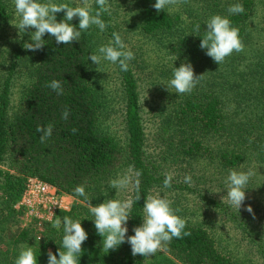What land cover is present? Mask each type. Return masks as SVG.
<instances>
[{
  "label": "trees",
  "instance_id": "trees-1",
  "mask_svg": "<svg viewBox=\"0 0 264 264\" xmlns=\"http://www.w3.org/2000/svg\"><path fill=\"white\" fill-rule=\"evenodd\" d=\"M115 1L109 0L111 15L105 13L102 17L109 25L104 32L93 26L82 34L81 41L69 45L56 44L54 37L45 34L47 44L36 50L29 69L32 81L14 116L10 115V94L16 65L7 69L0 90V167L5 168H0V264H15L20 250L29 246L36 252L38 264H48V252L58 254L60 248L62 228L57 230L52 222L43 224L44 236L38 241L19 225L24 215L16 205L28 177H38L75 200L70 211H59L56 217L80 220L88 233L80 264H242L223 244L227 232L222 225L216 228L218 222L240 227L253 251L264 261V229L255 232L252 217L189 183L175 180L168 189L196 196L218 219L209 225L195 224L187 221L185 212L177 210L176 214L186 220L190 235L170 242L168 248L176 254L173 258L161 251L133 256L127 242L109 252L102 250V237L91 220L94 217L89 202L82 197L76 199L73 189L84 185L90 203L96 206L113 199L105 191L107 179L130 170L133 203L127 235L131 236L143 222L146 195L164 188L165 178L147 153L144 99L132 61L125 72L118 64L102 61L99 67L88 59L91 52L112 39L113 32H118L113 19ZM235 2L171 0L166 9L159 11L153 7L155 0H130L140 33L158 40L168 51L172 65L178 57L176 67L190 61L195 75H204L191 93L176 94L164 86L163 106L157 114L159 139L184 158L219 159L225 171L244 163L247 151L264 154V53L247 56L234 52L219 65L200 48L201 38L197 36L203 35L210 16L228 15V7ZM240 2L245 13L229 18L239 28L245 46L252 37L255 13L264 0ZM92 3L94 7V0ZM64 15L58 13L57 19L62 20ZM10 16L6 0H0V40ZM72 23L78 26L79 19L74 18ZM105 69L116 75V86L108 83ZM172 70L167 71L169 78ZM52 80L61 82L62 95L47 86ZM65 108L70 110L67 120L62 118ZM119 121L124 136L115 133ZM49 124L53 125V134L42 143L37 127ZM137 170L142 173L139 177L135 175ZM136 179L140 180L139 192ZM138 194L140 200L136 199ZM11 227L14 230L10 231Z\"/></svg>",
  "mask_w": 264,
  "mask_h": 264
},
{
  "label": "clouds",
  "instance_id": "clouds-1",
  "mask_svg": "<svg viewBox=\"0 0 264 264\" xmlns=\"http://www.w3.org/2000/svg\"><path fill=\"white\" fill-rule=\"evenodd\" d=\"M171 3V0H155L153 7L163 11ZM77 0L75 4L63 2V0H14L15 15L18 23L15 26L19 29L21 36L29 28L35 29L31 33V42L24 44L29 50L42 49L47 43L44 39L45 34L54 37L56 44H72L73 41H81V36L89 32L95 26L100 32L108 28V22L102 17L105 13L111 15L109 0ZM64 12L62 20L57 19V14ZM228 15L215 14L210 16L204 26L200 48L206 51V55L211 57L217 64L223 63L227 57L234 52L243 50V42L240 37L239 28L232 25L230 16L245 13V7L240 0L230 4L227 9ZM74 18L79 19L78 26L73 24ZM199 27V26H198ZM135 58L133 51L127 48L119 32L112 33V39L107 44H101L95 52H91L88 59L100 67L102 61L118 64L121 71L129 70V62ZM176 57L173 62L171 78L164 85L169 91L175 90L176 94L191 93L200 83L201 75L197 77L194 73L191 62L182 63L179 67L175 66ZM98 67V68H99ZM57 94H63V88L59 80H52L48 85ZM70 110L65 108L62 118L67 120ZM76 131V129H73ZM37 132L40 133L41 142L48 140L53 134V125L38 126ZM136 177L142 175L137 170ZM253 175L251 169L238 171L230 169L225 178L226 199L231 208L240 213L241 207L246 199V189ZM192 177L185 175L184 182L191 183ZM173 175L168 173L163 180L165 189L172 187ZM131 183V177L124 175L110 181V186L119 192ZM137 191L139 192L140 180H135ZM73 192L75 198H83L89 202L90 212L94 219L97 234L102 237L101 246L103 251L118 248L127 242L131 246L132 255L137 254L150 256L158 251L167 249L170 242L176 238L181 239L190 235L186 231V220L177 215L172 202L162 196L146 195L143 209V222L140 226L133 229L134 234L127 235L129 229L127 222L130 218L129 210L133 201H121L119 199H107L103 203L93 206L90 203L88 193L84 185H77ZM137 200L141 199L138 194ZM248 212L253 209L249 205ZM53 227L57 230L62 228L63 236L60 248L57 253L48 252V264H80V258L84 249L82 245L88 239V233L82 226L80 220H74L69 216L56 219ZM63 249V250H62ZM59 257V258H58ZM15 264H38V257L34 248L24 247L20 250L15 259Z\"/></svg>",
  "mask_w": 264,
  "mask_h": 264
},
{
  "label": "rangeland",
  "instance_id": "rangeland-1",
  "mask_svg": "<svg viewBox=\"0 0 264 264\" xmlns=\"http://www.w3.org/2000/svg\"><path fill=\"white\" fill-rule=\"evenodd\" d=\"M75 4L77 0H63V2ZM197 2V0H194ZM206 1V0H204ZM10 8V19L2 27V38L0 40V90L2 82L7 75V69L15 64L16 67L11 74V94H10V115L18 111L21 106V101L26 88L30 85L32 79L30 76V66L33 63L36 50H29L24 47V44L31 42V33L35 31L29 28L23 36H21L19 29L15 26L18 23V17L15 15L14 0H6ZM93 2V0H90ZM117 7L113 10V19L118 26V32L125 41L127 48L134 52L135 58L132 60L136 75L139 79L143 99H144V120L147 133V153L151 160L159 166V171L166 175L171 173L173 180L184 181L185 175L192 177L191 186H194L216 199L228 203L223 198L227 195L225 189V178L228 171L223 170L220 160L216 158H194L182 157L177 151L169 149L159 139V118L157 117L159 107L163 106L162 91L164 90V83L168 80V70L173 69L170 63V56L165 47L159 45L158 40L150 37H144L137 25L134 22V14L130 10V0H116ZM175 12L179 11L175 7ZM198 13H202L198 11ZM252 37L249 39L247 45L243 47L240 52L244 55H255L264 53V4L259 6L255 13L254 21H252ZM15 57V63H12ZM114 71L113 68H111ZM108 76V83L110 86H116V75H113L109 70H104ZM199 74V72H198ZM115 133L119 136H124L123 126L117 125ZM4 168V167H0ZM5 169V168H4ZM251 169L253 175L250 183L247 186L246 199L241 207V211L245 215L252 217L255 220V232L264 229V154L259 156L256 151H247L245 154V161L237 169L238 171H247ZM124 175L131 177V183L126 187L117 191L110 186V181L117 179ZM132 173L130 170H123L122 172L110 177L104 183L105 191L110 197L127 201L131 198L132 192ZM151 195L162 196L172 202L174 209L185 212L184 215L187 221L195 224H207L211 220L216 221V216L209 207L200 203L196 196L188 193H179L171 189L162 187L156 188ZM0 201L2 195L0 192ZM75 200L73 199V203ZM251 206L253 211H247V207ZM73 206V205H72ZM56 219H58L56 217ZM54 219L52 223L56 220ZM62 221V219H61ZM227 222V221H226ZM45 224V223H43ZM43 224L26 223L23 218H19V225L23 229L30 231L36 241L39 237H43ZM209 225V224H207ZM223 226L227 232V238L224 239L223 244L231 249L232 253L239 259L242 264H264L262 258L258 253L251 248L249 240L242 235L240 227L232 226L228 223L218 222V226ZM13 227V226H12ZM11 227V228H12ZM14 228V227H13ZM10 229V231L14 229ZM36 236V237H35ZM170 257H175L168 247L161 251Z\"/></svg>",
  "mask_w": 264,
  "mask_h": 264
},
{
  "label": "built area",
  "instance_id": "built-area-1",
  "mask_svg": "<svg viewBox=\"0 0 264 264\" xmlns=\"http://www.w3.org/2000/svg\"><path fill=\"white\" fill-rule=\"evenodd\" d=\"M73 198L38 177H28L16 209L22 210L26 223L52 222L59 211H70Z\"/></svg>",
  "mask_w": 264,
  "mask_h": 264
}]
</instances>
